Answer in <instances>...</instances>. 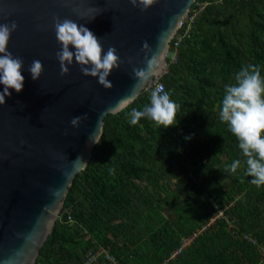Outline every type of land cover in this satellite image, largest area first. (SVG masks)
Wrapping results in <instances>:
<instances>
[{
    "label": "trees",
    "instance_id": "1",
    "mask_svg": "<svg viewBox=\"0 0 264 264\" xmlns=\"http://www.w3.org/2000/svg\"><path fill=\"white\" fill-rule=\"evenodd\" d=\"M179 32L164 90L106 115L35 264L101 247L115 264H264V0H196Z\"/></svg>",
    "mask_w": 264,
    "mask_h": 264
},
{
    "label": "water",
    "instance_id": "2",
    "mask_svg": "<svg viewBox=\"0 0 264 264\" xmlns=\"http://www.w3.org/2000/svg\"><path fill=\"white\" fill-rule=\"evenodd\" d=\"M196 0H0V264H35L109 113L166 72Z\"/></svg>",
    "mask_w": 264,
    "mask_h": 264
},
{
    "label": "built area",
    "instance_id": "3",
    "mask_svg": "<svg viewBox=\"0 0 264 264\" xmlns=\"http://www.w3.org/2000/svg\"><path fill=\"white\" fill-rule=\"evenodd\" d=\"M188 17V16H187ZM186 17V18H187ZM185 18V19H186ZM194 17H191V20L193 19ZM184 19V21H185ZM184 21L181 23V27L184 25ZM187 32V31H186ZM184 34L181 33V32H177L173 41L174 42V47H178L181 39L183 38ZM172 41V42H173ZM173 58L175 59L176 58V53H174L173 55ZM154 89V92L155 93H160L164 90L165 86H164V83L158 79H156L153 84H152V87ZM246 237H249L251 238L250 236H247ZM252 239V238H251ZM255 240V239H253ZM85 261L82 263V264H96L99 262V260L101 258H103L104 260H110L111 262H113L114 264L115 263H118L116 262L115 258L110 254L109 250L108 249H105V248H100V249H96V250H90L86 253V256H85Z\"/></svg>",
    "mask_w": 264,
    "mask_h": 264
},
{
    "label": "rangeland",
    "instance_id": "4",
    "mask_svg": "<svg viewBox=\"0 0 264 264\" xmlns=\"http://www.w3.org/2000/svg\"><path fill=\"white\" fill-rule=\"evenodd\" d=\"M159 78H157V79H159ZM223 180H224V184L226 185V187H229L230 186V182L227 179H223ZM262 253H264V250L262 251Z\"/></svg>",
    "mask_w": 264,
    "mask_h": 264
}]
</instances>
